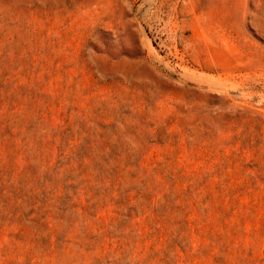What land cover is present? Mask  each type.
Here are the masks:
<instances>
[{"label":"rangeland","instance_id":"obj_1","mask_svg":"<svg viewBox=\"0 0 264 264\" xmlns=\"http://www.w3.org/2000/svg\"><path fill=\"white\" fill-rule=\"evenodd\" d=\"M0 264H264V0H0Z\"/></svg>","mask_w":264,"mask_h":264}]
</instances>
